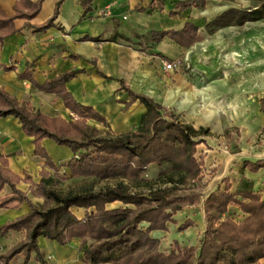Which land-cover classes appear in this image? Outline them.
I'll use <instances>...</instances> for the list:
<instances>
[{"label": "trees", "instance_id": "1", "mask_svg": "<svg viewBox=\"0 0 264 264\" xmlns=\"http://www.w3.org/2000/svg\"><path fill=\"white\" fill-rule=\"evenodd\" d=\"M43 0H14L12 14L0 6V46L5 38L20 30L15 21L24 20L22 26L34 31H45L54 26L62 0L55 3L53 14L45 22L32 25L40 11ZM92 0H77L84 9L90 8ZM165 0H148L137 10H162ZM195 5V0H183L174 4L169 15H176L180 9ZM264 18V1L260 6L238 10L229 8L206 23L211 34L229 25H242L246 21ZM154 42L167 37L181 47L189 48L202 40L197 25L186 22L179 30H160L151 33ZM77 58L78 56L72 55ZM4 70L11 69L3 66ZM81 69H70L50 80L38 84V89L54 92L62 98L65 107L76 119L64 120L49 117L39 111H31L19 105L18 101L0 88V117L17 118L25 135L33 138L34 154L44 160L52 173L42 170L40 180L35 183L30 176L23 178L12 173L7 162L0 157V192L7 188V194L0 207L15 203H26L29 212L0 227V237L9 232H24V238L5 253H0V264L22 254L24 262L35 253V259L44 264L37 246V239L44 237L60 246L73 239L81 243L82 264H256L264 259V198L259 192L247 186L230 192L228 182L222 190L211 192L203 202L206 221L205 229L197 246L182 247L174 241L169 253L159 251V232H167L168 225H176L175 215L184 208L196 204L194 197L173 196L181 189L198 187L203 162L196 158L197 147L205 142L209 128L194 127L180 119L168 107L151 97L135 93L121 81V88L128 93V103L138 100L145 112L134 130L117 136L102 135L96 128L86 124V119L105 123L104 118L91 107L78 103L65 89V82L76 76ZM260 111L264 113V93L259 100ZM229 132L225 128L224 134ZM44 139L52 140L58 146L69 148L73 157L55 166L41 146ZM158 167L159 181L165 188H150L147 193L132 192L131 187L148 186L143 177L148 168ZM242 169L256 174L264 170V158L243 160ZM67 168L70 178H91L93 181L117 180L115 186L99 192L84 191L61 196L56 190L58 184L67 180L59 174ZM23 182L33 198L42 199L41 205H34L24 193L16 188ZM120 203L109 209L107 205ZM83 209L84 217L78 218L72 209ZM230 208L242 216L236 222L230 215ZM194 226L190 219L179 225V231ZM87 242H91L87 247Z\"/></svg>", "mask_w": 264, "mask_h": 264}, {"label": "crops", "instance_id": "2", "mask_svg": "<svg viewBox=\"0 0 264 264\" xmlns=\"http://www.w3.org/2000/svg\"><path fill=\"white\" fill-rule=\"evenodd\" d=\"M56 1L43 0L39 13L30 23L37 25L50 18ZM179 1L183 0H165L162 10L140 11L137 6L146 5L148 0H92L88 10H84L77 0H62L54 26L45 31H34L31 27L22 26L24 20L18 19L15 23L20 30L5 38L0 46V88L28 110H37L46 116L64 120L76 119L78 116L65 107L61 97L54 92L38 90L30 79L42 84L67 70L81 69L76 76L65 82V89L74 100L91 107L105 120L102 123L89 118L86 124L96 128L100 134L105 133L98 130V125L107 127L112 121L117 126L136 127L145 107L138 100L128 103L130 97L121 88V81L135 93L147 95L169 108L170 105L165 101L169 100L170 95L168 99L164 96L162 101L156 98L160 89H165L166 84L169 86L170 83V80L165 83L159 73H174L180 68L165 71L163 61L180 58L184 64L193 48L210 42L214 35L230 32L232 26H240H225L211 34L206 31L207 22L223 11L234 8L232 0H195L197 6L192 5L180 9L176 15H169L174 4ZM106 6H110L109 13L101 14ZM4 11L12 14V6L10 12ZM186 22L197 25L203 37L201 41L189 48L181 47L167 37L154 42L151 35L153 31L179 30ZM249 35L229 39V42L245 47L255 38ZM3 66L11 69L4 70ZM218 93L216 90L213 95ZM179 94L181 91L174 90L172 97ZM260 98L257 97L253 103L254 109H260ZM230 109H236V105L233 104ZM41 146L55 166L73 157L69 148L58 146L52 140H42ZM0 157L7 162L12 173L20 178L27 174L35 183L39 182L42 170L52 173L45 167L44 160L34 154L33 138L24 134L20 121L12 116L0 117ZM28 187L23 182L16 186L18 190L27 193L34 205H41L42 199L33 198ZM7 194V188L0 192V203ZM28 212L26 203L0 207V227ZM23 238V231L9 232L0 237V253H5ZM37 246L44 264H82L83 251L78 239L60 246L39 237ZM35 256V253H31L25 263L24 256L18 254L9 264H40Z\"/></svg>", "mask_w": 264, "mask_h": 264}, {"label": "rangeland", "instance_id": "3", "mask_svg": "<svg viewBox=\"0 0 264 264\" xmlns=\"http://www.w3.org/2000/svg\"><path fill=\"white\" fill-rule=\"evenodd\" d=\"M263 1L232 0L231 2L235 9L245 10L260 6ZM12 3L13 0H0V5L8 12ZM229 29L230 32L214 35L210 42L193 48L180 70L174 73L164 71L159 73V77L165 83L169 80L170 83L169 86L166 84L165 89H160L156 98L162 101L164 96L168 99L170 95L165 103L170 105L169 109L172 111L181 113L182 121L194 127L202 125L209 128L205 142L197 147L196 158L203 162L201 180L195 184L198 187L181 189L173 194V196L194 197L196 204L177 213L174 217L177 224H169L167 232L154 235L159 240V251L163 253L171 251L174 241L182 247L198 245L206 225L203 202L214 190H222L225 181L228 182L230 192L247 186L259 192L264 198V170L252 174L241 167L243 160L264 158V113L259 107L254 109L253 106L256 98L264 93V18L246 21L243 25L232 26ZM244 34L255 37L247 46L241 47L236 42H229V39ZM204 36L207 38L206 33ZM174 90L181 91V94L172 97ZM216 90L219 93L214 96ZM227 92L230 94H224ZM233 104L236 105V109L231 110ZM134 127V125L117 126L112 121L107 127L99 124L98 130L105 133L102 135L114 136L134 130ZM223 127L228 128L227 134L223 133L225 130ZM60 164L57 163L58 166ZM161 170L162 168L158 167L148 168L143 177L149 180V187L142 185L138 188L131 187V191L147 193L150 188L170 187L163 185L157 178ZM59 174L67 177V180L58 184L56 188L61 196L84 191L99 192L115 186L118 182L70 178L67 168H61ZM118 206L121 204L113 203L107 205V208ZM72 211L78 218L84 217L83 209L74 208ZM233 212H235L233 208H230V215L239 222L242 216ZM187 219L192 220L194 226L179 231V225ZM90 243L87 242L86 245ZM256 264H264V259Z\"/></svg>", "mask_w": 264, "mask_h": 264}, {"label": "built area", "instance_id": "4", "mask_svg": "<svg viewBox=\"0 0 264 264\" xmlns=\"http://www.w3.org/2000/svg\"><path fill=\"white\" fill-rule=\"evenodd\" d=\"M110 9V6H106L104 10L101 11V14H108ZM183 65V59L177 58L173 59L171 61H163V69L165 71L168 70H176L181 68Z\"/></svg>", "mask_w": 264, "mask_h": 264}]
</instances>
